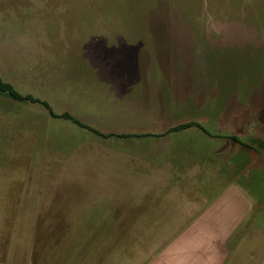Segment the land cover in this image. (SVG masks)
Here are the masks:
<instances>
[{
	"label": "rangeland",
	"instance_id": "374dc122",
	"mask_svg": "<svg viewBox=\"0 0 264 264\" xmlns=\"http://www.w3.org/2000/svg\"><path fill=\"white\" fill-rule=\"evenodd\" d=\"M102 30L170 35L154 39L159 54L173 57L168 84L158 78L156 86L182 101L168 105L173 111L181 107L180 122L199 123L222 137L264 139V0H0V79L47 105L0 91V264H129L133 258L145 259L144 250L159 251L180 232L120 230L118 215L99 208L83 215L44 212L55 209L60 194L71 192L68 180L83 171L96 175L102 143L116 146L122 139L101 132L154 125L96 98L110 78L107 88L117 89V80L137 74L120 66L129 65L120 57L134 51L98 44L83 51L94 61L76 60L72 55L82 51L69 49L68 41L81 39L59 37ZM192 52L199 60L215 62V82L207 77L197 88L188 70ZM178 62L182 66L175 70ZM65 113L89 128L52 115ZM192 133L190 145L196 147ZM109 153L115 155L110 148ZM255 171L264 175L256 167L246 175ZM51 176L57 183L55 198L50 184L40 188ZM80 186L101 191L99 182ZM263 212L247 216L236 231L230 264L264 254Z\"/></svg>",
	"mask_w": 264,
	"mask_h": 264
},
{
	"label": "crops",
	"instance_id": "0c3cea01",
	"mask_svg": "<svg viewBox=\"0 0 264 264\" xmlns=\"http://www.w3.org/2000/svg\"><path fill=\"white\" fill-rule=\"evenodd\" d=\"M65 34L59 37L81 39L68 41L69 49L82 51L72 55L76 60L94 61L89 52L84 54L83 51L98 44L105 49L118 46L134 51L120 57L129 65H119L124 71L128 68L137 74L133 78L117 80L120 85L117 89L107 88L112 84L110 78L108 83H102L103 88L97 92L96 98L102 103L117 105L119 108L116 106V109L121 111L132 112L136 119H149L154 125L101 132L108 136L117 133L122 139L116 146L101 144L96 175L92 172L89 177L83 171L68 180L72 183L70 193L60 194L56 199L52 191L57 185L56 179L53 176L45 178L40 188L45 189V184H50L49 194L55 198V209L44 212L83 215L99 208L104 214L118 215L115 223L119 224L120 230L180 231L159 251L147 253L144 250L145 259L133 258L129 264H230L236 231L247 216L264 210V175L259 171L249 177L246 175L254 167L264 170V157L255 156L250 149L232 141V136L222 137L216 134L219 132L209 134L200 126L173 130L190 122L178 119L177 111L181 107L173 111L168 106L170 102L174 106L182 101L156 86L158 78L163 86L168 84L171 68L167 67L173 57H170L172 54H159L154 47L159 43L154 39L170 35L146 30L73 31ZM162 47L166 49L167 43ZM198 51L200 53V49ZM116 58L119 59V55ZM188 62V70L192 71L197 88L207 77L215 82V62L199 60L198 53L194 57L193 52ZM181 64L178 62L175 70ZM168 119H172L171 124H167ZM191 132L197 140L196 147L190 145ZM245 142L257 144L264 139ZM109 148L115 153L112 157ZM88 182H99L100 193H90L80 186ZM149 246L154 247V244L148 242ZM258 258L259 255H251L244 263L252 264L256 260L264 264V254Z\"/></svg>",
	"mask_w": 264,
	"mask_h": 264
},
{
	"label": "trees",
	"instance_id": "16d2710c",
	"mask_svg": "<svg viewBox=\"0 0 264 264\" xmlns=\"http://www.w3.org/2000/svg\"><path fill=\"white\" fill-rule=\"evenodd\" d=\"M0 91L8 93L15 100H18V101H30V102H33V103H40V104L45 105L47 107V105L45 103H42L41 101L33 98L32 96H29V95L23 96V95L19 94L13 88V86L11 84L3 82L1 79H0ZM52 115L54 117H59V118L71 120L72 122H74L75 124H77L79 126H82V127H85V128H89V127H86L85 125H83L82 123H80L78 120H76L74 117H72L69 114H64L62 116H56L54 114H52ZM192 126H199V125L195 124V123H189V124L178 126V127L174 128L173 130L174 131L182 130V129H186V128H189V127H192ZM230 139L232 141L240 144L241 146H244V147L250 149L255 156H263L264 157V142H258L257 144L256 143H252V144L251 143H246L245 141L240 140L236 136H232V137H230Z\"/></svg>",
	"mask_w": 264,
	"mask_h": 264
}]
</instances>
